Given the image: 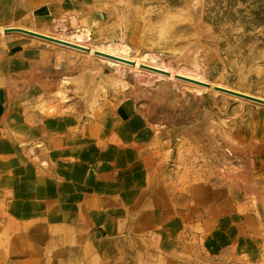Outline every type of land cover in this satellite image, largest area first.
Masks as SVG:
<instances>
[{"label":"crops","instance_id":"obj_1","mask_svg":"<svg viewBox=\"0 0 264 264\" xmlns=\"http://www.w3.org/2000/svg\"><path fill=\"white\" fill-rule=\"evenodd\" d=\"M116 1L0 0V30L90 22L95 35ZM124 13L121 30L139 46L143 29L130 36ZM69 56L34 37L0 38V264H264V105L237 101L235 120H222L252 181L217 178L208 148L148 124L130 91L64 75ZM240 90L264 99V87ZM220 148L208 156L227 167Z\"/></svg>","mask_w":264,"mask_h":264},{"label":"rangeland","instance_id":"obj_2","mask_svg":"<svg viewBox=\"0 0 264 264\" xmlns=\"http://www.w3.org/2000/svg\"><path fill=\"white\" fill-rule=\"evenodd\" d=\"M127 8L132 17V28L134 26L138 33L143 29L139 46L135 44L140 35L128 41L127 33L121 30V18L126 17L124 10ZM105 13L106 18L99 24L97 34L90 35V43L103 45L121 40L131 47L127 54L129 59L153 52L162 58V63L157 62L155 67L141 62L135 68L125 61L126 64L117 70L115 65L107 63L92 51L89 55L88 51L52 44L70 53V65L74 66L64 75L86 76L97 71L100 64L103 65L110 74L125 81L113 86L131 92L132 104L140 110L148 124L163 125L165 129L172 130V141L179 138L184 144L192 142L199 152H205L204 147L209 151L212 143L220 146L229 159L227 167L222 160L209 157L208 151L206 157L217 178L226 176L225 180L244 184L247 179L252 181L245 150H235L236 153L230 150L229 143L225 144L227 132L222 120L226 117L235 120L236 116L232 113L238 98L215 91L216 87L200 88L201 85L198 86L189 75L197 73L198 78L205 75V82L212 87L238 91L246 89L252 93L264 87V0H117ZM72 30L71 23L67 28L53 26L51 35L72 42L66 37ZM101 30L114 33H101ZM8 35L33 37L9 32L2 33L0 38ZM76 44L82 45V42ZM145 61L148 62L147 59ZM153 72L168 76L172 72L174 76ZM52 102L58 105L67 103L60 102L59 98H52ZM246 103L250 104V101ZM187 134L192 136L188 138ZM226 168L228 173L223 175ZM262 187L264 190L263 184Z\"/></svg>","mask_w":264,"mask_h":264},{"label":"bare ground","instance_id":"obj_3","mask_svg":"<svg viewBox=\"0 0 264 264\" xmlns=\"http://www.w3.org/2000/svg\"><path fill=\"white\" fill-rule=\"evenodd\" d=\"M11 28H21V27H11ZM4 29L0 30V34L4 33ZM24 29H26V28H24ZM91 31H92L91 23L90 22H85V23H82L79 26H76L75 28H73L72 31L67 33L66 37L67 38L69 37V39H71L72 42H70V43L76 44L78 42H82V45H84V47L89 46L88 47L90 49L89 55H90L91 51L94 54V51L97 48V49H99L98 50L99 52H102L105 55H108L110 57H114L115 56L116 58H125L126 60L133 61L134 64L131 65V66H133L135 68H137L141 62L146 63L147 66L151 65V66H155L156 67V66H158L157 62L162 63V61H163L162 58L159 57V55H157V54H155L153 52H147L145 54H141L139 58L131 60L127 56V54L131 51V47L127 43H125V42H123L121 40L110 41L109 44H103V45H96V44L90 43V41L92 40V38L90 36L91 35ZM33 32H35V31H33ZM36 33H39V34L44 35V36L54 37L52 35H47V34H43V33H40V32H36ZM129 35L130 36H134L135 35V31L133 30V28H131L129 30ZM33 37L37 38L36 36H33ZM54 38H57V39L62 40V41L63 40L65 41V39L60 38V37H54ZM38 39L44 40V41L49 42L51 44H57V45H60V46H64L62 44L50 42V40H47V39H43V38H39V37H38ZM82 45H80V46H82ZM99 57L102 58V59H105L107 63L115 65V68L117 70H119L120 67H122L124 64H126L125 62L116 60L114 58H108V57H105V56H99ZM100 58H98V59L100 60ZM98 59H96V60H98ZM145 59H147L148 62H150V63L146 62ZM148 64H150V65H148ZM160 66L163 67V65H160ZM92 73H93L94 77H98L99 78L98 84H97V87H98L99 91H105L106 90V88H105L106 86L104 84L105 80H109L110 83H115V84L117 82L123 83V84L125 83L122 79L116 77L113 73L110 74L108 72V70L101 64H100V69L97 72L93 71ZM153 73H155V72H153ZM155 74L163 75V76H167V77H173L174 76V74L172 72L169 73V76L165 75L163 73H155ZM183 76L186 77L187 75H183ZM100 77H102V78H100ZM198 77L199 76H198L197 73H194V74L191 73L189 75V78H193L194 80H198L200 82L209 84V87L198 85V86H200V88H204V89H208V88L210 89L211 88L212 89V88L215 87V86L212 87V85L210 83L205 82L207 80L205 75H201L200 76L201 78H198ZM67 78L68 77H64V79L62 80V85L63 84L64 85L68 84V82L70 81V78H68V79ZM203 78H205V79H203ZM199 79H203L204 81L203 80H199ZM215 91H217V90H215ZM233 91L235 93H240L242 95L253 96V95L247 94L246 92L244 93V92H241V91H238V90H233ZM59 94L61 96V99L65 100V101L67 100V95L65 93L60 91ZM227 94L230 95V96H233L234 98H238L237 101H250L252 104L264 105L262 103H259L257 101H254V100L242 97V96H238V95H234V94H230V93H227ZM253 97H255L257 99H262V98H259V97H256V96H253Z\"/></svg>","mask_w":264,"mask_h":264},{"label":"water","instance_id":"obj_4","mask_svg":"<svg viewBox=\"0 0 264 264\" xmlns=\"http://www.w3.org/2000/svg\"><path fill=\"white\" fill-rule=\"evenodd\" d=\"M9 32H20V33H24V34H27V35H30V36L31 35L32 36H36L37 38L39 37V38L47 39V40H50V42L62 44V45L68 46V47H74V48H77V49H80V50H83V51H88V52L90 51V49L87 48V47L80 46L78 44H73V43H70V42H67V41H64V40L62 41V40H59V39L51 37V36L50 37L49 36H44V35H41L39 33L33 32L31 30L24 29V28H11L10 27V28L4 29V33H9ZM94 53L97 54V55H100V56H105V57H108V58H114V59L122 61V62L128 61L126 63H129L130 65L134 64L133 61L126 60L125 58H116L115 56L114 57H110V56L105 55L104 53L99 52V51H94ZM164 72H166V71H164ZM195 81L197 82L198 85L209 87V84H207V83H203V82H200L198 80H195ZM215 87H216L217 91H221V92H224V93H230V94L242 96V97H245V98H248V99H251V100H254V101H257L259 103L264 104V100L263 99H257V98H255L253 96H247V95H242L240 93H235L233 90H230V89H226V88H222V87H218V86H215ZM215 87H214V89H215Z\"/></svg>","mask_w":264,"mask_h":264}]
</instances>
